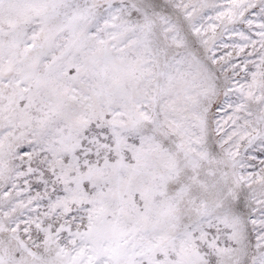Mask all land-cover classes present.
Returning <instances> with one entry per match:
<instances>
[{"label":"snow or ice","instance_id":"1","mask_svg":"<svg viewBox=\"0 0 264 264\" xmlns=\"http://www.w3.org/2000/svg\"><path fill=\"white\" fill-rule=\"evenodd\" d=\"M0 264H264V0H0Z\"/></svg>","mask_w":264,"mask_h":264}]
</instances>
